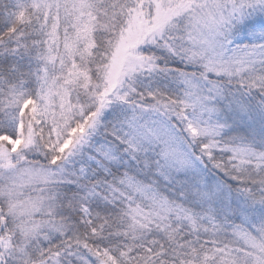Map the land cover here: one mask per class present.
<instances>
[{
    "label": "snow or ice",
    "instance_id": "obj_1",
    "mask_svg": "<svg viewBox=\"0 0 264 264\" xmlns=\"http://www.w3.org/2000/svg\"><path fill=\"white\" fill-rule=\"evenodd\" d=\"M0 264H264V0H0Z\"/></svg>",
    "mask_w": 264,
    "mask_h": 264
}]
</instances>
